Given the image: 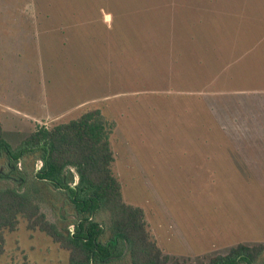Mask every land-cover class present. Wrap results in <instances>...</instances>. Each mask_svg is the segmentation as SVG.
I'll return each mask as SVG.
<instances>
[{
    "label": "rangeland",
    "instance_id": "374dc122",
    "mask_svg": "<svg viewBox=\"0 0 264 264\" xmlns=\"http://www.w3.org/2000/svg\"><path fill=\"white\" fill-rule=\"evenodd\" d=\"M89 111L113 125L123 202L143 210L164 255L206 264L264 244V0H0L8 144ZM27 188L50 222L70 226L65 196ZM97 221L106 241L110 217ZM3 238L0 264H69L23 221Z\"/></svg>",
    "mask_w": 264,
    "mask_h": 264
},
{
    "label": "trees",
    "instance_id": "16d2710c",
    "mask_svg": "<svg viewBox=\"0 0 264 264\" xmlns=\"http://www.w3.org/2000/svg\"><path fill=\"white\" fill-rule=\"evenodd\" d=\"M112 129L99 111H89L50 128L37 126L12 148L4 139L0 123V160L4 165L0 179L13 185L0 189V252L4 232L15 231L23 221L27 231L45 234L66 251L69 264L109 261L112 251L121 252L124 244L132 264H185L164 255L146 230L143 210L123 202L121 185L111 170ZM26 160L33 163V170L25 169ZM39 183L47 190L50 186L71 204L76 219L70 224L72 230L69 225L61 229L41 212L34 189L27 188L28 184L34 188ZM99 210L111 218V237L104 244L98 241L101 229L87 222ZM263 253L264 244H238L206 264H257Z\"/></svg>",
    "mask_w": 264,
    "mask_h": 264
},
{
    "label": "flooded vegetation",
    "instance_id": "af4514ba",
    "mask_svg": "<svg viewBox=\"0 0 264 264\" xmlns=\"http://www.w3.org/2000/svg\"><path fill=\"white\" fill-rule=\"evenodd\" d=\"M103 213H105L103 210H99V211H97L96 214L89 216L88 219H87V222L94 223L98 227V229H101L102 234L100 235L98 241L100 243H102V244L107 242L110 239V237H111V232H110L111 218H110V225H109V228L107 229L109 235H108V238H107L106 241L103 240V237H104V234H105V228L103 227V225L100 222L97 221V219ZM109 217H110V215H109ZM75 221H76V219H74L73 222L70 223V224L75 223ZM71 226H73V225H71ZM87 234H88V231H87ZM113 246H115V244H113ZM112 252L114 254L112 255V257L110 258L109 261L100 262L98 264H126L125 263L126 256L129 257V264H132V262H131V254H130V251H129V248H128L127 244H124V246H122L121 252H116L115 253L114 250ZM260 264H264V263H260Z\"/></svg>",
    "mask_w": 264,
    "mask_h": 264
},
{
    "label": "water",
    "instance_id": "95a60500",
    "mask_svg": "<svg viewBox=\"0 0 264 264\" xmlns=\"http://www.w3.org/2000/svg\"><path fill=\"white\" fill-rule=\"evenodd\" d=\"M40 166H41V163L39 165H37L36 169L39 170ZM76 182H77V176L75 177V183ZM71 230H72V228H71Z\"/></svg>",
    "mask_w": 264,
    "mask_h": 264
}]
</instances>
